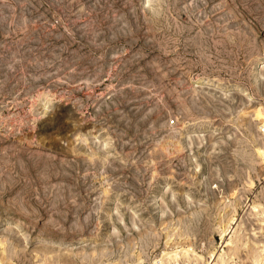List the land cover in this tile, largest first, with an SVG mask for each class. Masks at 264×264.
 Wrapping results in <instances>:
<instances>
[{"label":"rangeland","instance_id":"1","mask_svg":"<svg viewBox=\"0 0 264 264\" xmlns=\"http://www.w3.org/2000/svg\"><path fill=\"white\" fill-rule=\"evenodd\" d=\"M256 108L264 0H0V264H264Z\"/></svg>","mask_w":264,"mask_h":264},{"label":"bare ground","instance_id":"2","mask_svg":"<svg viewBox=\"0 0 264 264\" xmlns=\"http://www.w3.org/2000/svg\"><path fill=\"white\" fill-rule=\"evenodd\" d=\"M253 115H254L255 120L259 121L260 124H262V127H264V110L261 108H258V109L256 108ZM159 145H161V144H159ZM167 150H168V148H167ZM256 153L264 161V144L256 149ZM236 222H237V219L232 217L228 223V226L221 229V244H220L221 246L220 247H226L229 245L228 242H225L226 240L224 239V237L226 236L227 232L228 231L230 232V230L233 228V227H231V225L237 224ZM214 257L215 256L212 254L210 257V259L212 258L211 262L213 261ZM179 259H180V255L177 253V250L176 251H173V250L164 251L161 254V258L159 260L154 261L152 264H179Z\"/></svg>","mask_w":264,"mask_h":264},{"label":"clouds","instance_id":"3","mask_svg":"<svg viewBox=\"0 0 264 264\" xmlns=\"http://www.w3.org/2000/svg\"><path fill=\"white\" fill-rule=\"evenodd\" d=\"M103 136V134H101ZM94 142L96 143V148L98 151H104L111 147V139L109 137H94Z\"/></svg>","mask_w":264,"mask_h":264}]
</instances>
